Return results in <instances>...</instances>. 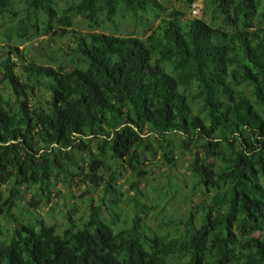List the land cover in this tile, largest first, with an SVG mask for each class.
Masks as SVG:
<instances>
[{"label": "trees", "instance_id": "16d2710c", "mask_svg": "<svg viewBox=\"0 0 264 264\" xmlns=\"http://www.w3.org/2000/svg\"><path fill=\"white\" fill-rule=\"evenodd\" d=\"M205 11L212 25L162 16L156 0H0V219L11 226L0 264H264V0H207ZM79 17L92 29L159 25L145 39L82 35ZM44 37L72 39L67 64L19 51ZM142 147L171 166L186 149L193 187L209 194L176 236L122 219L117 199L61 232L14 213L61 175L98 187L110 162L141 172Z\"/></svg>", "mask_w": 264, "mask_h": 264}, {"label": "rangeland", "instance_id": "374dc122", "mask_svg": "<svg viewBox=\"0 0 264 264\" xmlns=\"http://www.w3.org/2000/svg\"><path fill=\"white\" fill-rule=\"evenodd\" d=\"M156 1L164 9L162 16L172 11H178L184 15L185 19H193L192 11L197 6L199 8L197 19L206 22L208 25L213 24L214 17L208 16L205 11L207 0ZM64 6L63 3H59L58 12ZM142 17L146 21L151 19L148 14L142 15ZM158 25V19L153 23L148 21L142 25H137L135 20L129 17L121 23L119 29H115L114 25L110 23L104 24L102 28L95 27L92 29L89 23L79 17L75 20V26L72 30L82 35L104 33L119 37L132 35L136 38L145 39ZM4 45L6 44L2 43L0 36V47ZM10 45L13 44L10 43ZM73 45L74 43L70 38L56 40L53 37H44L18 47L19 51H22L28 46L26 59H34L38 64L44 65L54 55V59L67 64L69 56L63 51L67 52V47L73 48ZM68 54L71 55V52ZM13 61L15 62L16 59ZM95 142L93 141L91 148L93 153L97 155L99 153ZM186 151V149L175 150L174 163L171 166L162 163L159 158L153 161L150 152L142 147L140 149L141 172L137 173L131 170L126 164L121 167V165L110 162L109 170L102 169L99 173L102 177V184L98 187H94L89 180L82 185L80 180L75 177L67 178L68 181H65L61 175L60 182L53 188L46 189L43 194L36 189L24 192L22 196L24 203L19 204L20 209L13 211L15 214L26 211L32 212L29 215L31 217H21V221L25 224H34L36 222L34 219L39 217L44 224L54 226L58 232H61L69 226V222H73L75 225L84 223L92 207L105 210L111 199H117L119 208L125 211L122 219L130 220L133 215L137 214L151 230L174 237L178 234L174 230L175 224L181 223V229L184 228L191 213L195 223L203 209L204 201L209 196L205 191L193 187L190 168L194 157ZM75 156L77 160L87 158L83 153H76ZM0 194V202H2L8 196L7 186L0 187ZM32 197H35L34 201H32ZM69 214L71 216H68ZM0 225V230L3 228L10 231L11 229V226L5 223L3 218L0 219ZM253 236L257 237L258 234Z\"/></svg>", "mask_w": 264, "mask_h": 264}, {"label": "built area", "instance_id": "2783aa9c", "mask_svg": "<svg viewBox=\"0 0 264 264\" xmlns=\"http://www.w3.org/2000/svg\"><path fill=\"white\" fill-rule=\"evenodd\" d=\"M192 15L194 17H198L199 16V8L197 6L194 7V10L192 11Z\"/></svg>", "mask_w": 264, "mask_h": 264}]
</instances>
